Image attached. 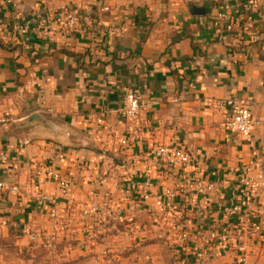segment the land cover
<instances>
[{
    "label": "crops",
    "instance_id": "crops-1",
    "mask_svg": "<svg viewBox=\"0 0 264 264\" xmlns=\"http://www.w3.org/2000/svg\"><path fill=\"white\" fill-rule=\"evenodd\" d=\"M73 12L79 24L60 29ZM130 88L141 101L134 129L119 113ZM230 95L254 99L248 136L227 130L214 105ZM158 143L181 149L177 164L147 156ZM0 149V180L17 189L0 193V264H264V229H250L264 227V0H13L0 8ZM245 176L256 179L246 194ZM146 178L156 195L193 178L218 185L164 211L140 198L134 183ZM93 200L101 214L83 219ZM231 202L241 211L230 216ZM51 208L70 243L48 251L31 233L56 229Z\"/></svg>",
    "mask_w": 264,
    "mask_h": 264
},
{
    "label": "built area",
    "instance_id": "built-area-1",
    "mask_svg": "<svg viewBox=\"0 0 264 264\" xmlns=\"http://www.w3.org/2000/svg\"><path fill=\"white\" fill-rule=\"evenodd\" d=\"M13 0H0V8L5 9L9 3H12ZM221 20L227 19L225 18V14L219 15ZM45 20L43 19L40 24L44 25ZM79 24V18L76 12L68 14L64 17L63 21L60 24V29L65 30L71 28L73 26H77ZM226 28L230 29L231 26L227 25ZM214 102V105L217 108H224L226 110V120L224 123V127L231 131L234 134L240 136H248L253 127L256 125L257 121L253 116V106L254 99L251 95L239 96V95H230L224 99H217ZM141 107L140 96L133 90L128 89L122 96L121 105L119 108V113L130 129H134V125L136 124V117L139 113ZM86 121H94L98 124L103 123L102 115H88L86 116ZM120 143L122 145L127 144L126 138H121ZM181 149L171 148L166 144L158 143L152 144L146 151L147 156L156 164L158 162H166L171 164H177L179 159L181 158L180 154ZM8 155L5 151L0 149V165H3L8 162ZM184 159V158H183ZM124 166V163L120 165V167ZM46 174L52 179V181L57 185V187L61 190H65L68 188L70 180L66 175H63L57 171L52 169H48ZM256 181L253 176H245L239 179V184L242 192L247 191V189ZM150 181L148 178L143 181H135V188L139 190L140 198L143 201L152 200L154 206L167 211V209L173 208L174 200L182 193L191 194L195 197H206L213 190L217 188L218 183L216 181H204L200 178L190 179L186 184H184L183 189L179 191V189L173 188H164L161 190L160 194L156 195L152 193ZM6 190L16 191V187L9 185L6 181L0 180V193ZM246 194V192H245ZM48 195L42 194L37 197V203L43 205L48 200ZM194 205L195 203H191ZM222 211L227 215H233L241 211V205L239 203L231 202L230 204H225L222 208ZM98 210H100V205L98 202L93 200L87 202L80 211V215L83 219L87 217L96 218L98 215ZM49 215L53 219L54 225L56 227L52 232H44L42 230L35 231L31 233V239L40 242L47 247L52 246L55 242L56 238L59 237V229H60V216L57 213L55 208H51L49 210ZM250 229L254 232H261L264 227L260 223L252 224ZM211 237L214 238L216 236L215 232H211ZM185 234L178 235V238H184ZM227 234L222 235V239H225ZM238 249L242 252L244 250V246L240 245ZM244 258L243 255L240 256V261Z\"/></svg>",
    "mask_w": 264,
    "mask_h": 264
},
{
    "label": "rangeland",
    "instance_id": "rangeland-1",
    "mask_svg": "<svg viewBox=\"0 0 264 264\" xmlns=\"http://www.w3.org/2000/svg\"><path fill=\"white\" fill-rule=\"evenodd\" d=\"M98 205H100L99 202H98ZM100 214H101V207H100V210H98V214L97 215H100ZM91 219H93V217ZM98 227H96L95 229L93 227V230L90 233V234H92V236H90L88 238V240H85V242L86 243H89L90 246H93L94 244H97L103 238L102 237V230H100L103 227H102V225H99ZM64 228L65 227L62 228V226L60 227V229H59V237L60 238L57 237L56 240H55V242L52 244V246L55 247V248L53 247L54 250L57 249V246H63L66 243H70L68 236H66L64 234V232H63L64 231ZM65 229H67V228H65ZM52 246H50V248L49 249H46V250H48V251L51 250L52 249ZM11 254L12 255H15L16 253L15 252H12ZM114 254H115L114 252H111L109 254L100 253V259L99 260H98L99 257H97V255H95V256L92 255V257H89V261H93V263H95L96 261H100L101 259H102V261H105V259H108V261H111V260H114V257H115ZM44 256H45V254L43 255V257ZM71 257L72 256H70L68 258L67 255H65V256H60L59 255V257L56 259V261H57L58 264H69V261H71ZM79 258H81V257H77V258H74V259H79ZM111 264H114V263H111Z\"/></svg>",
    "mask_w": 264,
    "mask_h": 264
}]
</instances>
